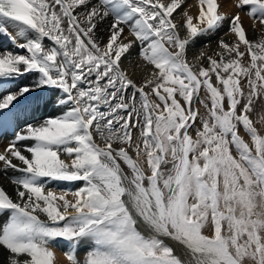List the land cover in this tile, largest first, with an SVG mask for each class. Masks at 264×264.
<instances>
[{
    "label": "snow or ice",
    "instance_id": "obj_1",
    "mask_svg": "<svg viewBox=\"0 0 264 264\" xmlns=\"http://www.w3.org/2000/svg\"><path fill=\"white\" fill-rule=\"evenodd\" d=\"M184 4L0 0V264H264V0Z\"/></svg>",
    "mask_w": 264,
    "mask_h": 264
},
{
    "label": "bare ground",
    "instance_id": "obj_2",
    "mask_svg": "<svg viewBox=\"0 0 264 264\" xmlns=\"http://www.w3.org/2000/svg\"><path fill=\"white\" fill-rule=\"evenodd\" d=\"M219 4L221 5V11L223 13H225L226 15H232L236 12V9L235 7L233 6V0H218ZM189 5H191V8H189V13L193 16L197 15L198 14V5H197V0H185V4L182 6L183 8H187ZM178 11H182L181 10H178ZM244 25L245 27L248 29V36H249V39L251 40H256L258 39V33L256 32H253L252 31V20H250L249 18L247 17H244ZM228 28V25L227 23L224 24L223 28H221L219 30V32L216 33L215 36L211 37V38H202L200 41H198L196 43V45L190 50V57L196 53L199 52V50L203 47L204 43L208 40V39H211L212 43H211V48H210V51L211 49H214L215 48V41L221 36L223 35V33L225 31H227ZM231 37H226V39H230ZM9 49L11 50L12 49V45L9 44ZM17 51H20L17 49ZM136 52H138V49H136L134 51V56L136 55ZM129 72H133L136 74V78L139 79L142 75H143V72H144V69L142 67V61H139L138 57L137 59L135 60V62L132 64L131 67H129L128 69ZM30 79V77H29ZM52 115H55V110H52L51 112ZM12 137V132H7V134L3 137V140L2 142H0V150H3L4 146L7 144L8 140H10ZM62 158H65L62 156ZM11 175H18V173H12V172H9V176ZM0 187H3L5 188V190L13 197V199L16 198V192H15V185H13L10 180L8 178H6L4 176L3 173H0ZM74 187V186H73ZM43 219V217H42ZM168 243L174 247V249L177 251V252H180L181 251V246H179L178 244H175L174 242L172 241H168ZM54 251L56 252L57 254V258H58V264H66V259L63 255L64 251H65V248L63 246H60V247H56L54 248ZM4 256H7V252L3 251V249H0V260H2V258Z\"/></svg>",
    "mask_w": 264,
    "mask_h": 264
},
{
    "label": "rangeland",
    "instance_id": "obj_3",
    "mask_svg": "<svg viewBox=\"0 0 264 264\" xmlns=\"http://www.w3.org/2000/svg\"><path fill=\"white\" fill-rule=\"evenodd\" d=\"M220 11H221V8H220ZM227 29V28H226ZM260 112V109L258 108L257 109V113H259ZM254 120H256L257 119V115H253V117H252ZM246 139H247V137H245ZM83 253H81V255H82Z\"/></svg>",
    "mask_w": 264,
    "mask_h": 264
}]
</instances>
